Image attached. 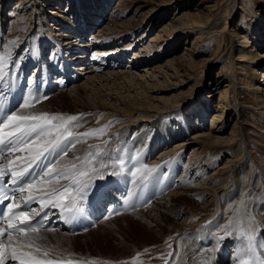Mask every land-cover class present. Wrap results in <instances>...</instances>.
<instances>
[{
	"label": "rangeland",
	"instance_id": "374dc122",
	"mask_svg": "<svg viewBox=\"0 0 264 264\" xmlns=\"http://www.w3.org/2000/svg\"><path fill=\"white\" fill-rule=\"evenodd\" d=\"M120 1L99 0L95 5L92 4L93 0H9L6 6L1 0L0 20L5 24L3 47L10 45L11 49L21 43L20 52L14 54L20 62L21 58L27 56L29 58L34 51L38 54L42 47L44 51L48 48L56 49L60 44L62 47H68L66 44L70 34H75L69 26L75 30V25L79 24L83 17L87 21L101 20L100 23H95L97 26L92 28L89 37L79 38L85 40V43L94 41V37L106 32L107 19L117 13ZM94 5L95 7L88 10ZM102 9H105L104 13ZM84 12L90 13L91 16L87 18ZM122 13V19L119 21L130 23L137 29L131 38L121 42L112 41L103 52L111 53L109 55H113L114 51L115 54L120 55L125 52L124 58L120 60H125L128 68L109 71L107 69L96 74L106 76L111 72L114 74L130 72L136 78L134 86L127 82L118 85L119 89L116 91L113 85L107 87L105 79L97 81L94 75L86 72L87 75L78 84L67 90L86 86L88 91H101L113 96L114 99L120 94L124 97L131 94L144 103L150 101L155 105L158 104L161 108H158L157 112H143L140 115L141 118L148 116L152 118L139 121L137 128H134L126 139L131 143L135 142V148L139 151L151 147L146 149L144 155H147L149 150L151 155L159 147L152 155L150 163L165 164L171 161L167 159L176 157L170 169L169 166H164L160 171L154 168L155 165H152V168L146 166L147 169L143 166L146 160L140 161L139 167L144 170L143 177L150 176V172L160 171L157 173V180L164 186L168 171L174 172L176 165L179 169L181 163L178 172L176 170L177 173L173 174L171 179L173 182L169 186L172 187L175 183L177 188H171L166 194H162L157 201L148 206L151 208L149 211L136 217L118 218L104 226L99 225L98 234L104 236L105 240L100 239L97 244L94 243L92 235L78 240L80 248H72L71 245L68 247L70 242L60 233L29 235L27 238L42 243L44 248L50 251L51 256L64 258V260L56 258L52 261H68L73 264H91L87 263L89 261L94 264H180V262L182 264L184 252L181 248L182 233L191 229L193 225L190 223L191 225L182 228L181 224L191 217H195L197 222L205 219L207 214L204 212V206L210 204L212 199L200 188L208 182V178L212 179L217 172H220L221 177L213 180V186L226 185L225 189L229 190V184L233 180L235 192L234 195L232 193L230 196L221 197L223 213L214 222L213 228L216 230L220 228L219 232L223 231L222 236L227 238L225 242L236 237L235 246L245 238L246 253L249 252L246 237L251 234L250 236L255 237L264 251L262 240L264 237L260 239L262 235L260 233H264V0H134V7L122 10ZM184 13L186 16L182 18ZM56 19L68 25H58L54 22ZM165 27L167 31L162 33L161 29ZM16 29L18 33L14 35L13 30ZM235 34L246 36L250 41L249 47L245 48L244 44H240ZM77 38L75 34L73 39ZM198 38L200 42L196 40ZM46 39L48 43L45 45L47 47H44L41 42ZM95 41L91 45H94ZM32 46H34L33 50H31ZM0 51L3 52L1 47ZM251 52L252 55L258 54L259 60L254 63L249 60L253 57ZM246 55L249 57L248 60L241 61ZM79 66L81 67V64ZM0 70L5 72L2 67ZM216 82H222L224 87H219ZM230 82L234 83L239 94L233 90L230 92V105L223 119L224 137H230L233 132L238 131L246 144L242 141L235 147L232 145L212 147L206 139H193L196 134L207 133L211 128L213 116L221 112L217 110L221 98L219 94ZM123 85L130 87L128 92H126L127 87L120 89ZM249 86L252 87L251 90ZM60 92L55 94L58 95ZM112 99L108 102L115 103ZM202 113L206 117L201 120ZM72 116L71 113L58 114L52 117L50 126L58 131L59 126L62 125L59 122L62 121H68L72 128L84 127L88 123L84 127L85 130L83 129V134H78V137L80 139L86 137L89 141L84 138L79 140L80 143L72 148L76 150L68 154L70 157L68 160L80 161L84 160H81L83 152H86L85 157H92L93 149L95 152L99 149L97 152L100 154L106 149L113 148L115 145L110 137L112 132L121 122L132 120L130 117L120 118L115 119L111 124L109 113H104L88 126L93 122L92 117L89 120L88 117L79 118L78 115H74L77 120L72 122L69 120ZM75 123L77 125L74 126ZM156 140L160 141L158 147H154ZM181 144L186 145L178 149L177 154L173 152L166 159L161 157L167 149L176 150V146ZM196 148L200 151L193 154ZM201 151H205L204 154H200ZM240 153L241 166L237 170L233 167L221 170L228 160H235ZM197 154L199 155L195 157ZM99 168L101 169L100 166ZM102 168L107 170L108 166ZM203 169L206 171L205 175L195 178ZM183 175L189 176L186 183L184 180L181 181ZM191 182L192 185H187ZM191 187L193 190L186 192ZM174 192H179L174 202L165 200ZM245 206L246 212L243 216L241 209ZM167 208L169 209L165 210ZM160 213L164 218L161 223L164 232L162 237L148 235L141 230H121L122 226H126L132 220L154 217ZM143 224L148 225L146 220ZM147 229L146 232H156L153 226H148ZM236 230L240 233L237 234ZM88 244L90 247L86 248ZM144 244L150 245L148 249L152 252L148 254ZM155 250L157 253H154ZM206 260H209L208 257Z\"/></svg>",
	"mask_w": 264,
	"mask_h": 264
},
{
	"label": "bare ground",
	"instance_id": "6f19581e",
	"mask_svg": "<svg viewBox=\"0 0 264 264\" xmlns=\"http://www.w3.org/2000/svg\"><path fill=\"white\" fill-rule=\"evenodd\" d=\"M98 1L99 0H93L94 3L92 2V4L97 5ZM107 3H109V2H107ZM4 4H6V6H8L9 0H3V5ZM94 6H92L91 8H93ZM130 7H134V0H121L120 4L118 5L119 10L117 11V13L113 14V16L110 15L111 18L109 17L110 19H107L108 24L105 27L106 32L102 33L98 37L93 36L94 39L97 41V42L95 41L94 45H90V46L86 45L88 47L76 45L72 48L69 47L68 50L69 51L74 50L76 52H79V54H81V56H83L84 60L88 59V61H91L89 59L90 57L88 56V54L90 55L93 50H96V52L104 51L107 49L106 46H108L112 41L121 42L126 38H131L132 37L131 35H134V32L136 31L137 28H135L130 23L119 21L120 19H122V15H123L122 10L123 11L128 10V9H130ZM91 8H89V9H91ZM102 8H104V7H102ZM86 10H87V8H86ZM102 10L104 13L105 9H102ZM89 14L85 13V16L88 18V16H91ZM185 16H186V14L184 13L181 17L184 18ZM185 19H187V18H185ZM54 22L58 25L66 24L64 21H61L60 19L59 20L56 19V20H54ZM88 22H91V21H88ZM186 24L189 25L188 23H186ZM88 25L91 26L92 24L90 23ZM88 25H86L87 29L89 28ZM136 26L139 28L138 25H136ZM91 27H94V26H91ZM4 29H5V24L2 20H0V47L3 49V52L0 51L1 52V54H0V67H2L3 70H5L7 77L13 78L16 74L17 75L19 74L18 71H16V68L20 65V64L19 65L17 64L18 60H16L17 62L15 61L13 54L19 50L21 43L18 44V46H14V48L11 47V49H10V45L3 47V42H1V41L3 40V33H4L3 30ZM161 31H162V33H164L165 31H167V28L165 27L164 29H161ZM13 32H14V35H16L15 33H18L17 29L13 30ZM81 33H87V32L82 31ZM76 36L78 37L77 34H76ZM234 36L237 37L240 44L245 45V46L243 45L245 48L249 47L250 41L246 36H241V35L239 36L237 34H235ZM72 40H73V37H70L69 41L67 42V45L72 46V44L76 43V42H72ZM196 40H198L200 42V38H198ZM45 41H47V39ZM152 46H153V48L155 47L154 45H151V47ZM33 48H34V46H32L31 50H33ZM90 50H91V52H90ZM252 53L253 52H251V55H252ZM32 54H35V55H32ZM32 54L29 58L26 57L25 60L22 61L23 64L21 63V65H20L21 66V72L26 70L27 67H29L31 65H32V68H35L40 63V61L37 59L38 58L36 55L37 53L34 51ZM98 54H102V53H98ZM252 56L253 57H251V59H249L252 61V63H254V61H256V60H259L258 54L252 55ZM122 57H123L122 55H118L117 58L122 59ZM243 58L244 59L241 61L246 62V60H248L249 57L246 55V56H243ZM261 61L262 60H260V62ZM81 66H83V65H81ZM92 67L93 66L89 67L86 70H88V71L92 70ZM80 69H82V68L80 67ZM88 73L94 75V77L96 78L97 81H99V80L102 81L105 79L104 82L107 83V87H108V85H110V86L113 85L114 90H116V91L119 89L118 85L126 84L127 82L129 85L131 84L134 86V81L136 79L135 76L133 74H131L130 72H129L130 74L128 72L121 73V74H119V73L114 74L111 72V74L106 75V76H104V75L99 76L98 74H96L92 71L88 72ZM121 81L123 83H121ZM241 81H243V79H241ZM232 82H230L229 85L225 88V90L221 91V93L219 94L221 98L219 101L220 105L217 107V110H219L221 112H218L217 114H215L213 116L214 119H213L211 128H209L207 133L203 134V132H202V134H196V136L193 139H202V140L206 139L207 141H209V144H211L212 147L213 146H225V145H232L235 147L238 143H240L242 141L246 144V141L244 140L242 135L239 134L238 131L233 132L230 137H224L225 127L223 126V122H224L223 119L225 117L224 116L225 111L228 109V107L230 105L229 104L230 92L233 90L235 93L239 94L238 89L234 86V83H232ZM216 85H218L219 87L220 86L224 87V84L222 82L221 83L216 82ZM126 87L128 88V90L126 92H128L129 88H130V87H128V85H125V86L123 85L122 88H120V89H126ZM248 88L250 90L252 89L251 86H249ZM86 89H87L86 86H84V87L77 86V87H74V88L69 89L67 91L66 90L61 91L60 94H58V95L52 94L49 98H47L43 102L37 104L36 106L23 110L21 112V116L27 117V118H36L39 120L41 119V122L43 121L46 124H49L48 134H55L56 133L58 137L63 136V133H62L63 130L62 129L66 128V126L69 125L68 121H62V122H59V124L62 123V125L59 126V128H60L59 130H62V131L58 132L59 130L57 131V129L53 130L50 126V122L52 121L51 120L52 117L57 116L58 114H66V113L73 114L72 118L69 119L72 122L77 120V118H74V115H78L79 118L88 117L89 120L92 117L93 122L89 123L88 126H91V124H93L94 121L104 113H109L110 119H111V124L113 122H115L114 121L115 119L118 120L120 118L122 119V118H128V117L132 118V120H129L125 123L120 121L121 124L119 125V127H117V129L112 132L110 137H111L112 141L114 142V145H117V144H121L124 141H126L125 140L126 137L130 134V132L134 128H137V124L139 121H145L146 119L152 118V116L149 117L148 115H147L148 116L147 118H141L140 115L143 112L155 113V112H157L158 108H161V107H159L158 104L155 105L154 103H151L150 101H147L144 103V102L140 101L139 98L131 96V94L128 95L127 97H124L123 94L122 95L120 94L118 98L114 99L113 96L108 95V94H104L101 91L100 92L99 91L94 92L93 90L88 91ZM110 99H112L115 103L108 102ZM167 101H168V99H167ZM167 101L165 102V104L167 103ZM14 119L15 118L13 117V120ZM87 124H86V126H87ZM86 126H84V127H86ZM56 127H57V125H56ZM84 127H76V126L74 128L70 127V129L67 133L83 132ZM46 137H47V135H44L42 138H40L37 141V144H39V146H40V144L44 140H47V139H45ZM71 141L72 140H70V143H71ZM159 142L160 141L158 140L157 143L159 144ZM37 144H36V146H38ZM185 145L186 144H181L179 146L177 145L175 148L176 150H174V148H172V149L170 148L169 150L167 149L165 152L163 151L164 153L162 154L161 157H166L167 155H171V153H173V152H174V154H177L179 152L178 149H181ZM34 148H37V147H34ZM73 150H76V148H74ZM197 151L199 152L200 149L196 148V149H194V151L192 153L195 154ZM148 152L149 153H147V155H149L151 153V150H149ZM204 152L205 151H201L200 154H204ZM198 155L199 154H197L195 157H197ZM68 156L69 155H66L65 157H63L59 161L58 166L60 168L61 165L64 166L67 164H72L73 169H71L70 172H71V175L75 174V176H74V178L76 177L75 183H76V186H78V187L82 186L83 188L86 189L90 185H93V184H95L101 180L107 179V180H109L108 183H110V182L115 181L118 178V175L112 174V171L109 172L108 169L104 170L102 167L100 169L99 166L101 164L99 163V160H97V161H95L93 159L92 160L86 159V161H85V159L83 161L74 160V159L68 160L70 158ZM76 156H77V154H76ZM142 156H145V155L142 153ZM241 159L242 158H241V153H240V154H238V156L235 160H230V161L228 160L226 166L222 167L221 170H227L230 167H233L234 170H237L241 166V164L239 163ZM177 163H178V160H177ZM148 164L153 165L154 163H148ZM147 167H148V165H147ZM111 170H113V168ZM176 170H178L177 165L174 166V172L169 171V174L176 173L175 172ZM196 170H198V169H196ZM103 171L104 172L106 171L108 173L104 174ZM205 172L206 171H204V169H203L202 172L200 171L197 173L195 178L203 177L205 175ZM220 175H221V173L217 172L215 174L214 178H212V179H210L211 177L208 178L207 179L208 182H206L205 185H203L200 188L201 190H203L205 192L206 195L211 196V199H212L210 204H208V205L205 204L207 206H204V212L207 214L205 219L202 222H197L195 220V217H191L190 219H186L185 221H183L181 224L182 228H184L185 226L191 225L190 223H192V225H193V227L191 229L189 228L187 231L184 230L182 233V237H183L182 239L183 240L181 243V248L184 249V252L182 254L183 258L181 257L182 258L181 259L182 264H264L263 247H261V245L258 244L255 237L250 236L251 234L248 237H246L247 238V248L249 249L248 250L249 252L244 254V253H242V250H239V249H236L234 251V255L231 259H234V258L237 260L239 259L236 262H233L234 260L230 261L229 260L230 255L228 254V252H225V249H227L226 247L231 246L232 243H234L235 241L227 240L223 247H221L218 243L216 235L219 233L220 229L214 230L213 224L218 219L219 215H221V213H223V212H221L222 211V206L220 204L221 203L220 201L222 200L221 197H223L225 195L230 196L232 193L234 195V192H235V190H234L235 189V187H234L235 182L232 179H231L232 182L230 181L231 184H229L230 185L229 190L225 189L226 185L225 186H219V187L213 186V183H214L213 180L220 179V177H221ZM133 177L134 178H141V173L136 172V174ZM169 178L170 177L168 175V180H167L168 187L170 186V183H171V180ZM151 181H152L151 179L148 180V182H151ZM154 183H155V181H154ZM192 184H193V182H191L190 184H187V185H192ZM209 186H211V187H209ZM172 187H174V186H172ZM232 187H233V189H231ZM45 188L47 190L53 189V187L50 188L49 186H47ZM192 190H193V188L191 187L190 189L186 190V192L192 191ZM178 193L179 192H174V194L169 195L167 198H165V200H170V201L174 202L175 196L178 195ZM150 209L151 208H148L146 210L135 212V213L130 214V215H122L120 217L109 220L105 223H102L100 226L107 225L110 222L117 220L118 218L119 219L124 218V217L129 218V217H133V216L136 217V216L140 215L141 213L149 211ZM168 209L169 208H167L165 210H168ZM241 210H242L241 212L244 216V214L246 212V206L242 207ZM163 219H164L163 215L160 213V215L156 214L154 217L148 216V217H144L142 219L140 218V219L132 220L129 223H127L126 226H122L121 230H124V231H128V230L140 231L141 230V231H144L145 233H147L148 235H153V236L158 235V236L162 237L164 234L163 228H161V223L163 222ZM144 220L147 221L148 225L143 224ZM148 226L149 227L153 226L155 228L156 232H151V231L146 232V229L148 228ZM98 228H99V226H97L95 229H93V230H91V231H89L83 235H80V236H68V235L63 234L67 238V241L70 242V243H68L67 246L70 247V245H71L72 248H80L78 240L81 237H84L87 235H90V236L92 235V238L95 241L94 243H96V244L98 243V241L100 239L105 240L104 236H100V234H98V230H99ZM235 232H237V234L240 233L238 230H236ZM56 233L57 232H53V233L39 232V233H34V234H27L25 236H21V237H17V238L12 239L11 242L8 243V245H7L9 248L8 247L7 248L6 247L0 248V264H14V262L17 263V261H22V262H26V263H35V262H43V261H49V260L52 261V259H56V258L59 260H64V258L61 256H59V257L55 256V255L51 256L52 254L49 253L50 251L48 252L44 248V245L42 243L37 242L31 238H27L29 235H33V236L34 235L35 236L40 235V234L52 235V234H56ZM262 237H264V234H263V236L262 235L260 236V239ZM144 246H145V249L147 250L148 254L150 252H152L151 250L148 249V247L150 245L144 244ZM88 247H90L89 244L86 245V248H88ZM203 247H209L211 249L202 250ZM165 248L166 247H164V249ZM41 250H43V251L45 250V251L41 252ZM154 253H157V250H155ZM195 254H199V256L195 257L194 256ZM206 257H208V259L210 261L206 260ZM241 257H242V260L240 259ZM77 260H80V259H77ZM179 262H180V260H179ZM228 262H230V263H228ZM87 263L94 264L92 261H89ZM180 264H181V262H180Z\"/></svg>",
	"mask_w": 264,
	"mask_h": 264
}]
</instances>
